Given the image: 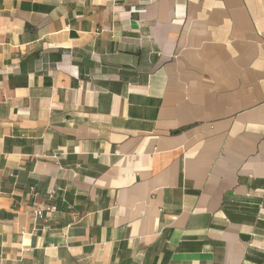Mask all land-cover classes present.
<instances>
[{
    "label": "crops",
    "instance_id": "crops-1",
    "mask_svg": "<svg viewBox=\"0 0 264 264\" xmlns=\"http://www.w3.org/2000/svg\"><path fill=\"white\" fill-rule=\"evenodd\" d=\"M0 264H264V0H0Z\"/></svg>",
    "mask_w": 264,
    "mask_h": 264
},
{
    "label": "built area",
    "instance_id": "built-area-1",
    "mask_svg": "<svg viewBox=\"0 0 264 264\" xmlns=\"http://www.w3.org/2000/svg\"><path fill=\"white\" fill-rule=\"evenodd\" d=\"M133 11H136V10L133 8ZM137 11H140V10H137ZM55 211H56V206L52 204L51 206L49 205V206H38V207H36L34 209L33 214L36 217H38L39 219H45L47 214L55 212Z\"/></svg>",
    "mask_w": 264,
    "mask_h": 264
},
{
    "label": "trees",
    "instance_id": "trees-1",
    "mask_svg": "<svg viewBox=\"0 0 264 264\" xmlns=\"http://www.w3.org/2000/svg\"><path fill=\"white\" fill-rule=\"evenodd\" d=\"M251 258V257H250ZM251 259H253V257L251 258ZM256 259V258H255ZM255 261H257V262H259V263H262L263 261L262 260H260V259H256Z\"/></svg>",
    "mask_w": 264,
    "mask_h": 264
}]
</instances>
